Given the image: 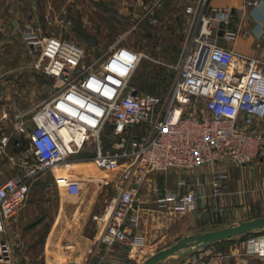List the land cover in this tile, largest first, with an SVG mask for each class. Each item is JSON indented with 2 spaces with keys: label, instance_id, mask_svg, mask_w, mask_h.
<instances>
[{
  "label": "built area",
  "instance_id": "obj_1",
  "mask_svg": "<svg viewBox=\"0 0 264 264\" xmlns=\"http://www.w3.org/2000/svg\"><path fill=\"white\" fill-rule=\"evenodd\" d=\"M230 11L214 14L220 13L228 23ZM214 20L206 11L201 16L164 96L131 84L136 67L148 57L144 52L114 45L86 64V49L77 42L41 35L26 26L24 39L32 51H40L35 68L57 78L60 87L35 107L16 111L11 133L0 130V167L12 139L16 148L23 147L18 155L9 156L21 172L0 181V264H18L7 224L26 202L34 178L49 170L60 192L78 194L81 180L72 172L77 163L73 156L91 142L93 163L107 172L102 181L111 183L114 191L111 199H105L103 213L95 217L97 241L107 251L125 244L131 250L145 248L136 198L151 173H190L226 162L247 166L261 155L264 134L255 127L264 120V59L222 46L219 39L233 42L237 31L216 34ZM106 129L110 134L104 146L101 134ZM58 166L62 171H56ZM226 177L224 171L212 175L214 197L221 195ZM186 182L183 177L179 184ZM153 190L158 192L156 202L172 203L175 212L197 208L196 191L178 195ZM245 252L264 258V233L247 237ZM198 253L190 254L187 264H203Z\"/></svg>",
  "mask_w": 264,
  "mask_h": 264
},
{
  "label": "rangeland",
  "instance_id": "obj_2",
  "mask_svg": "<svg viewBox=\"0 0 264 264\" xmlns=\"http://www.w3.org/2000/svg\"><path fill=\"white\" fill-rule=\"evenodd\" d=\"M1 1L6 2V0ZM157 1L9 0L8 6L13 2L12 5L17 3L21 8V25L15 34V42L0 46V57L8 59V62L4 63L11 68L12 66L17 67V63L21 64L27 59L33 61V71L20 73L15 78V86L21 93L18 97L24 103L23 105L30 106L34 103L31 108L35 107L39 102L50 98L60 87V81L57 78L35 68L40 51H32L24 39L25 28L28 24L38 29L41 35L68 38L83 46L86 49L84 59L86 64H90L95 57L109 51L114 45H117V48L144 52L148 57H144L136 67L131 84L142 92L164 96L178 75L179 69L175 67L179 64L180 53L197 31L200 18L206 11L207 0H160V5H155ZM10 17L13 18V16ZM89 41L92 43L90 44ZM160 70L162 72L164 70V76L149 75L152 77L151 83L157 86L153 92L149 91L143 85V77L146 79L149 77L147 74L159 73ZM161 78L164 79L158 82ZM255 128L264 133V120L260 121ZM4 131L11 133L10 126H6ZM109 134V129L101 134L102 145L105 146L108 143ZM22 148H15L12 139L8 147V155H5L2 160L0 181H3V178L7 177L14 167H18L12 164L9 156L18 155ZM93 155L94 142H91L79 154L73 156L77 159L76 162L80 163L75 165L72 172L88 186L92 180H105L107 177V172L98 169L93 163ZM183 173L186 175L185 172ZM165 175L166 173H159V183L169 184L170 179H166ZM98 182L100 185L103 183V181ZM113 195L111 183L106 184L101 190L99 203L103 205L104 200L111 199ZM66 197L69 199L65 200ZM76 205L70 196L63 195L55 186L49 170L36 176L31 183L26 202L17 213L20 224L10 220L7 225L17 263L44 264L43 251L46 234L59 217L63 207L66 213L63 215L60 228L67 226V228L74 229L78 221L74 213ZM177 213L189 215L190 212ZM88 227L90 230L96 227L93 218L90 219ZM172 230V237L175 236L173 234L182 231L176 228ZM237 241L216 244L214 253L230 251L232 246L237 245L240 249L239 255L245 258V261H241L240 264H264V260L246 254V239ZM146 249L148 248L145 247L142 251ZM143 253L137 252V254Z\"/></svg>",
  "mask_w": 264,
  "mask_h": 264
},
{
  "label": "crops",
  "instance_id": "obj_3",
  "mask_svg": "<svg viewBox=\"0 0 264 264\" xmlns=\"http://www.w3.org/2000/svg\"><path fill=\"white\" fill-rule=\"evenodd\" d=\"M8 2L9 0L6 2L0 0V46L13 44L16 41L15 34L21 25V8L17 3L12 5L13 2L8 6ZM206 5V13L215 18L216 34L221 35L224 30L237 31L233 42L228 43L220 38L219 43L222 46L232 48L239 54L264 59V0H207ZM215 11H230L229 22L224 23L220 13L214 14ZM7 60L0 57V130L3 131L6 126H11L16 111L31 108L34 104L23 105L24 103L18 97L21 93L15 86V78L18 74L33 71V61L27 59L21 64H16L20 67L12 66L11 68L4 63L8 62ZM5 116L7 118H4ZM262 153L254 163L247 166L226 162L206 165L186 175L180 171L166 173V179H170L169 184L159 183V173H151L141 186L136 198L140 218L138 230L144 235L145 247L148 248L145 251L136 248L131 250L126 244L117 245L113 251H107L106 247L99 245L97 241L99 236L97 223L94 229H89L90 219L93 218L95 221V217L103 213L105 200L101 205L99 197L105 184L100 185L98 182L102 180H92L89 186L81 181V190L78 194L61 191L63 195L70 196L77 204L74 213L78 221L74 229L67 228V226L60 228L63 215L66 213L64 209L66 206L62 203L64 206L62 212L46 234L43 251L44 264H97L100 259L104 260V264H138L144 255L163 241L173 238L171 231L174 228L183 230L189 226L201 227L264 215V152ZM79 163L77 162L76 165ZM219 171H224L227 177L222 183L221 195L214 197L210 179ZM20 172V167H14L5 178ZM75 177L80 179L79 176L75 175ZM183 177L187 182L180 185L179 181ZM153 187H158L161 192L171 190L178 195H183L190 190L196 191L198 194L196 210L190 212L189 215H181L172 210L170 202L159 205L156 202L158 192H155ZM204 198L208 199L207 205H204ZM68 199L69 197L65 198V200ZM219 209H223V214L219 213ZM12 222L20 224L18 214L13 217ZM215 247L216 244L199 251L198 254L203 256V264H240L241 261H245V258L239 255L240 249L237 245L224 253H214ZM138 251L144 253L137 254ZM256 258L264 260V258ZM187 262L184 260L176 264H187Z\"/></svg>",
  "mask_w": 264,
  "mask_h": 264
},
{
  "label": "water",
  "instance_id": "obj_4",
  "mask_svg": "<svg viewBox=\"0 0 264 264\" xmlns=\"http://www.w3.org/2000/svg\"><path fill=\"white\" fill-rule=\"evenodd\" d=\"M261 233H264V215L201 227L189 226L144 255L138 264H176L211 245Z\"/></svg>",
  "mask_w": 264,
  "mask_h": 264
},
{
  "label": "trees",
  "instance_id": "obj_5",
  "mask_svg": "<svg viewBox=\"0 0 264 264\" xmlns=\"http://www.w3.org/2000/svg\"><path fill=\"white\" fill-rule=\"evenodd\" d=\"M153 74H157V76L158 77H161V76H164L165 75V73H164V70H163V72H162V70H160L159 71V73H149V74H147L148 76L149 75H153ZM151 76H149V77H147L146 79L143 77V81H144V86L145 87H147L146 89H148L149 91H154L156 88H157V86H156V84L155 83H151ZM164 78H161V79H159L158 80V82H161L162 80H163ZM13 146H14V142H13ZM15 147V146H14ZM16 148V147H15ZM251 235H255V234H250V235H248V236H245L244 238H242V239H240V240H243V239H246L247 237H249V236H251ZM239 240V241H240ZM223 242H230L229 240H225V241H222V242H220V243H223ZM218 244V243H217Z\"/></svg>",
  "mask_w": 264,
  "mask_h": 264
},
{
  "label": "bare ground",
  "instance_id": "obj_6",
  "mask_svg": "<svg viewBox=\"0 0 264 264\" xmlns=\"http://www.w3.org/2000/svg\"><path fill=\"white\" fill-rule=\"evenodd\" d=\"M62 137H63V141L66 142V139H65L66 136H65V135H62ZM75 137L78 138L79 136H78V135L76 136V134H75ZM75 165H76V164H75ZM75 165L72 166V167H73L72 170L75 168ZM60 169H61V167L58 166V167L56 168V171H60ZM61 171H62V169H61ZM62 191H65V190H62ZM65 192H67V191H65ZM67 193H68V192H67ZM69 194H70V193H69Z\"/></svg>",
  "mask_w": 264,
  "mask_h": 264
}]
</instances>
